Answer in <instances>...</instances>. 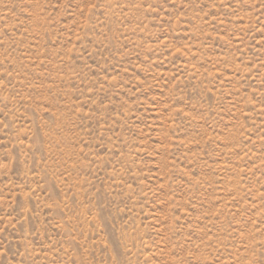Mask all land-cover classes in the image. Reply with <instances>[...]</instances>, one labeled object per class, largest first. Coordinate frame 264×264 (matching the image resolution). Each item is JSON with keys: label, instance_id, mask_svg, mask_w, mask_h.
<instances>
[{"label": "rangeland", "instance_id": "obj_1", "mask_svg": "<svg viewBox=\"0 0 264 264\" xmlns=\"http://www.w3.org/2000/svg\"><path fill=\"white\" fill-rule=\"evenodd\" d=\"M0 264H264V0H0Z\"/></svg>", "mask_w": 264, "mask_h": 264}]
</instances>
